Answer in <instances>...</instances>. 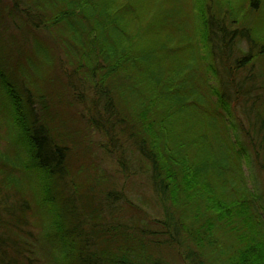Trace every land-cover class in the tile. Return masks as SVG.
I'll return each instance as SVG.
<instances>
[{"label":"trees","instance_id":"trees-1","mask_svg":"<svg viewBox=\"0 0 264 264\" xmlns=\"http://www.w3.org/2000/svg\"><path fill=\"white\" fill-rule=\"evenodd\" d=\"M0 101V264H264V0H0Z\"/></svg>","mask_w":264,"mask_h":264},{"label":"rangeland","instance_id":"rangeland-1","mask_svg":"<svg viewBox=\"0 0 264 264\" xmlns=\"http://www.w3.org/2000/svg\"><path fill=\"white\" fill-rule=\"evenodd\" d=\"M235 1L236 0H231V2H233V3ZM230 6L233 7L234 5L230 4ZM64 116L61 115L60 118H62ZM66 123H68L69 125H72L69 118H66ZM2 134H3V132H0V143L2 145L0 148L4 149V148H6V144H5V141L2 139ZM78 140H80V139H78ZM80 143H81V140H80ZM74 153L76 155H81L82 152H80L77 149H74ZM107 165L110 167L113 166L111 161H109V164H108L106 159H104L102 161V163L100 164L101 167L109 168ZM244 170H245V174L249 180V187L255 191V189L258 187V183L256 180H258V181L262 180L260 177V173L256 170V168H253V166H245ZM125 193H126L127 197L132 199V201H134V202H135V200H134L135 198H139V200H140L143 197L148 198L147 196H149L148 190L146 189V187H144L143 180L134 181L133 179H131L130 181H128L126 186H125ZM139 205L142 206L143 204H139ZM143 208L147 209L149 212H152V205L148 204L147 199L144 202ZM28 218L31 220V223L33 221V224H32V226L30 225L28 227L29 232H27V233L32 234L33 236H30V235H24L23 236V234L21 236H23V241H26L25 243L29 244V246H26V247L28 249H30L33 253L28 254L27 255L28 257H26V259H22V258H19V256L17 254H12L9 251L10 253H8V258H6V259L4 258L5 262L8 260L10 262H13L14 260L17 259L18 262H23V264H29L27 259L31 258L33 260L32 264H46L47 260L45 257V254H46L45 249L41 248L40 241L37 237L40 235L39 234L40 228L38 227V223L35 221L34 218H32L31 215L28 216Z\"/></svg>","mask_w":264,"mask_h":264}]
</instances>
